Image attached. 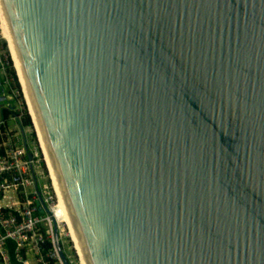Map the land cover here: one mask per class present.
Returning <instances> with one entry per match:
<instances>
[{
	"label": "water",
	"instance_id": "1",
	"mask_svg": "<svg viewBox=\"0 0 264 264\" xmlns=\"http://www.w3.org/2000/svg\"><path fill=\"white\" fill-rule=\"evenodd\" d=\"M0 5L86 264H264V0Z\"/></svg>",
	"mask_w": 264,
	"mask_h": 264
},
{
	"label": "built area",
	"instance_id": "2",
	"mask_svg": "<svg viewBox=\"0 0 264 264\" xmlns=\"http://www.w3.org/2000/svg\"><path fill=\"white\" fill-rule=\"evenodd\" d=\"M2 39L0 22V89L4 97L0 107V264H13V257L17 264H65L55 240L57 230L65 253L62 225L66 224L64 217L57 215L59 198L53 181L52 185L43 182L38 147L29 144L27 137L32 130L23 127L24 115L30 116L34 128L35 124L27 101L28 111L17 100L19 94L13 89L17 82L10 73V58L3 52ZM4 109L14 112L8 120L1 116Z\"/></svg>",
	"mask_w": 264,
	"mask_h": 264
},
{
	"label": "rangeland",
	"instance_id": "3",
	"mask_svg": "<svg viewBox=\"0 0 264 264\" xmlns=\"http://www.w3.org/2000/svg\"><path fill=\"white\" fill-rule=\"evenodd\" d=\"M4 38H5V36H4ZM7 42H8L7 39L6 40L5 39H2L1 44H2V46L4 48L3 49V52H5V54H7L9 56V58H10V61H9L10 62V67H9L10 73L13 74L15 76V78H16L17 85H15L13 87V89L15 90V92H18V94H19L17 100L19 102L24 103L25 104L24 106H26V110L28 111L27 105H26V100L27 99H25L26 98L25 97V93H23L24 90H23V87L20 84L21 81L19 80L20 78H18L19 75H17L18 71H17V69L15 70L16 66L14 67L15 63L13 64V62H14L13 57H12L13 61L11 59V56L12 55L10 56V51H9V48H8V44L9 43L7 44ZM9 47H10V45H9ZM24 111H25V109H24ZM10 123L13 125L12 122H10ZM31 130H32V132H31L32 135H33V133H34V135H36V140L34 139L33 136L31 137L30 135L27 138H29L28 139L29 144H31V146L38 147V149L40 151L41 159L43 160V164L41 165V167H42L41 171L44 172L45 179H46V181L43 180V182H47V183H49V184L52 185V180H51L50 173H49V170L47 168V165H46V163L44 161V155H43V152H42V149H41V145H40V142H39V137L37 135L36 129L33 126V128H31ZM66 225H62V229L64 228L62 241H63L65 253H66V255L68 256V258L70 260H72L73 262H76V263L80 264V262H81L80 261V258H79L80 254L78 252L76 243H75L72 235L70 234V230H69L68 226H66ZM77 253L79 254V256H78Z\"/></svg>",
	"mask_w": 264,
	"mask_h": 264
},
{
	"label": "bare ground",
	"instance_id": "4",
	"mask_svg": "<svg viewBox=\"0 0 264 264\" xmlns=\"http://www.w3.org/2000/svg\"><path fill=\"white\" fill-rule=\"evenodd\" d=\"M0 22H1L2 33L4 32L3 36H5V39L8 40V43H9L8 46L10 45L9 50H10V53L12 55L11 58L13 57V59H14L13 64L15 63V65H14V67L16 66L15 70L17 69V71H18L17 74L19 75V78H20L19 80L21 81V84H22L24 92H25V97L27 99L26 101H27V104H28V107H29V110H30V114H32L31 116H32V118H33V120H34V122L36 124V132L39 135L38 137H39V140H40V145H41V149H42V152H43V155H44V159H45L47 168H49L52 171L50 158H49V156H48V154L46 152L45 145H44V142H43V138H42V136H41V134H40V132H39V130L37 128V118H36V116H35V114L33 112V109L31 107L29 93L25 90V87H24V84H23V81H22V77H21V74H20V70H19V67H18V63H17L16 56H15V53H14V49H13V46H12V43H11V39H10V36H9V32H8V29H7V25H6V22H5V18H4V15H3V11H2L1 5H0ZM13 59H12V61H13ZM51 171H50V177H51V180L53 181L54 188H55V190L57 192V196L59 198V210L57 212V215L60 216V217L61 216L64 217V222L67 224V226H68V228L70 230V234L72 235V237H73V239H74V241L76 243V246H77V249H78V252H79L80 256H79L78 253L77 254H78L79 258L82 259L81 260L82 261L81 264H86L85 258H84V256L82 255V253L80 251V244H79V242L77 240V237H76V235H75V233H74V231H73V229L71 227V219H70L69 213H68V211L66 209V202L64 200V197H63L61 191L57 188V178L54 176L53 171L52 172Z\"/></svg>",
	"mask_w": 264,
	"mask_h": 264
},
{
	"label": "trees",
	"instance_id": "5",
	"mask_svg": "<svg viewBox=\"0 0 264 264\" xmlns=\"http://www.w3.org/2000/svg\"><path fill=\"white\" fill-rule=\"evenodd\" d=\"M12 113H14V112H12L11 110H8V109H4V110L1 111V116L4 119H7L8 120V118L10 117V115H12ZM23 127L24 128H28V127L29 128H33L32 120H31V118H30V116L28 114H25L24 115V118H23ZM30 136L31 137L33 136L34 139L36 140V135H34V133H33V135L31 133ZM0 140H1V137H0Z\"/></svg>",
	"mask_w": 264,
	"mask_h": 264
}]
</instances>
